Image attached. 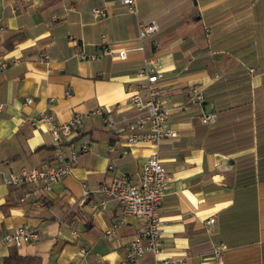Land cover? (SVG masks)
Segmentation results:
<instances>
[{
	"label": "crops",
	"instance_id": "0c3cea01",
	"mask_svg": "<svg viewBox=\"0 0 264 264\" xmlns=\"http://www.w3.org/2000/svg\"><path fill=\"white\" fill-rule=\"evenodd\" d=\"M103 7L109 15L94 20L90 10ZM148 23L157 32L141 40L138 24ZM102 41L111 51L126 50V60H79V49L97 54ZM150 56L159 64L168 126L177 137L163 140L157 152L166 172L161 252L132 264H219V247L222 264H264V0H136L135 14L118 0H0V62L19 60L0 69V237L19 227L38 233L15 248L20 256L40 264L125 259L140 221L123 218L96 189L109 181V165L136 181L153 153L145 144L128 145L126 126L109 132L94 117L74 130L64 147L87 144L88 152L49 191L40 183L7 187L2 174L54 164L48 125L29 123L39 112L58 124L97 107L116 121L130 119V90ZM191 88L203 92L200 104L191 101ZM203 114L216 119L204 125ZM100 202L104 207L92 213ZM7 254L0 249V264Z\"/></svg>",
	"mask_w": 264,
	"mask_h": 264
},
{
	"label": "built area",
	"instance_id": "2783aa9c",
	"mask_svg": "<svg viewBox=\"0 0 264 264\" xmlns=\"http://www.w3.org/2000/svg\"><path fill=\"white\" fill-rule=\"evenodd\" d=\"M118 2L127 13H136V0H118ZM90 14L94 20H102L109 15L106 7L93 8L90 10ZM156 32L157 27L153 23L138 24V35L141 40ZM105 55L113 56L119 61H125L127 51H111L104 41L100 44L97 54L88 55L82 49L78 51V58L81 61H96ZM47 58V55L41 56V64H47ZM18 64L17 58H10L0 62V69L5 70ZM159 69L155 56L144 59L143 67L136 74L139 82L130 90L128 97V107L133 112L130 119L121 116L120 120L116 121L110 116V112L108 113L103 107H97L81 114L74 113L67 122L62 124L55 123L53 115L50 113L39 112L36 114L29 120V123L48 125L57 145L54 164L43 168H22L17 173L2 174L3 182L7 187L19 188L40 183L43 190L49 191L54 184L70 174L77 163L79 154L88 152L87 144L82 145L79 150H76L71 143H69L68 148L64 147L63 140L72 139L74 130L94 117H100L102 124L109 132H116L120 125L126 126L125 142L130 146L145 144L153 149V153L146 159L136 181H133L126 174L115 171L114 166L109 165L107 170L112 173L109 181L99 184L96 189L97 193L119 205L123 218L134 217L140 221L138 233L125 243L126 256L120 264H132L145 254L157 256L161 252L162 221L159 210L165 196L166 172L159 161L157 152L163 140L177 137V131L168 126V113L159 88L161 80ZM65 96L69 97V92H66ZM190 97L191 101L197 104H200L204 98L203 92L196 88L190 89ZM54 101L53 98L49 100L50 103ZM29 102L30 99H25V103ZM120 109V106L115 107V111ZM2 111L3 105L0 104V113ZM215 119V114H203L200 120L202 124L208 125L213 123ZM88 194L89 191L83 188L82 195L85 197ZM104 204V202H100L92 205V213L103 208ZM213 222L214 219L210 218L205 224L208 225ZM121 223L118 222L113 228ZM37 238L38 233L35 229L19 227L12 233L3 234L0 237V249L18 248L23 241H34ZM223 250L224 248L220 247L215 250L219 264H222ZM155 264L173 263L170 260H157Z\"/></svg>",
	"mask_w": 264,
	"mask_h": 264
},
{
	"label": "trees",
	"instance_id": "16d2710c",
	"mask_svg": "<svg viewBox=\"0 0 264 264\" xmlns=\"http://www.w3.org/2000/svg\"><path fill=\"white\" fill-rule=\"evenodd\" d=\"M3 264H40L35 257H22L15 248H8V254L3 258Z\"/></svg>",
	"mask_w": 264,
	"mask_h": 264
}]
</instances>
